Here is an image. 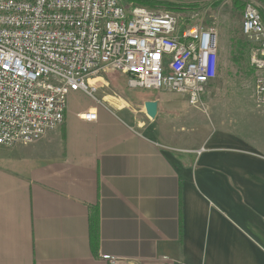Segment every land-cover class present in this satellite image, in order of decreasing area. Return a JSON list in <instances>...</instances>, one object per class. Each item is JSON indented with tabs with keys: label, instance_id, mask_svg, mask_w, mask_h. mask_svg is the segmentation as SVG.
Returning a JSON list of instances; mask_svg holds the SVG:
<instances>
[{
	"label": "crops",
	"instance_id": "obj_1",
	"mask_svg": "<svg viewBox=\"0 0 264 264\" xmlns=\"http://www.w3.org/2000/svg\"><path fill=\"white\" fill-rule=\"evenodd\" d=\"M95 91L70 92L63 124L35 142L0 146V264H264V152L217 130L172 145ZM159 99L137 103L160 114Z\"/></svg>",
	"mask_w": 264,
	"mask_h": 264
},
{
	"label": "built area",
	"instance_id": "obj_2",
	"mask_svg": "<svg viewBox=\"0 0 264 264\" xmlns=\"http://www.w3.org/2000/svg\"><path fill=\"white\" fill-rule=\"evenodd\" d=\"M242 1L255 103L264 107V21L255 0ZM217 56L214 25H184L167 12L120 0H0V146L30 144L61 126L69 93L92 96L98 72L119 71L131 88L193 104L214 79ZM79 117L93 121L96 109Z\"/></svg>",
	"mask_w": 264,
	"mask_h": 264
},
{
	"label": "rangeland",
	"instance_id": "obj_3",
	"mask_svg": "<svg viewBox=\"0 0 264 264\" xmlns=\"http://www.w3.org/2000/svg\"><path fill=\"white\" fill-rule=\"evenodd\" d=\"M195 3V10L167 12L184 25L208 27L214 25L218 34L216 75L195 103L176 92L131 88L126 75L119 71L98 72V87L111 108L119 106L127 119L140 120L137 103L145 98L160 101V114L154 118L152 133L177 146H196L214 131H227L264 152V107H257L254 96V72L248 64V45L241 33L242 0H185ZM264 21V0H255ZM132 5L131 3L124 2ZM148 9V8H147ZM97 92H93L94 97ZM93 97L89 96V99ZM139 104V105H137ZM142 115V113H141Z\"/></svg>",
	"mask_w": 264,
	"mask_h": 264
},
{
	"label": "trees",
	"instance_id": "obj_4",
	"mask_svg": "<svg viewBox=\"0 0 264 264\" xmlns=\"http://www.w3.org/2000/svg\"><path fill=\"white\" fill-rule=\"evenodd\" d=\"M121 2L131 3L135 6H142L152 10H164L171 12H180L195 10V3H189L185 0H120ZM90 241L92 248H97L99 242V219L97 209L89 218Z\"/></svg>",
	"mask_w": 264,
	"mask_h": 264
},
{
	"label": "water",
	"instance_id": "obj_5",
	"mask_svg": "<svg viewBox=\"0 0 264 264\" xmlns=\"http://www.w3.org/2000/svg\"><path fill=\"white\" fill-rule=\"evenodd\" d=\"M143 107H144L145 114L150 119H154L156 117L157 110H158V104L156 101H153V100L145 101Z\"/></svg>",
	"mask_w": 264,
	"mask_h": 264
}]
</instances>
